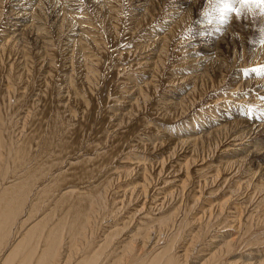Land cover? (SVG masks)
<instances>
[{
	"label": "bare ground",
	"instance_id": "bare-ground-1",
	"mask_svg": "<svg viewBox=\"0 0 264 264\" xmlns=\"http://www.w3.org/2000/svg\"><path fill=\"white\" fill-rule=\"evenodd\" d=\"M141 1L147 0H138ZM138 5L141 8L144 4ZM62 27L60 21L59 33ZM37 32L42 35L48 33L39 27ZM173 33L174 30L162 38L160 54L164 53ZM14 39L18 51L19 43H27V40L19 36ZM209 39L207 35L200 38L204 41ZM45 40L41 41L42 45L36 52L23 46L22 55L17 57L15 54L13 56L14 49L6 48L7 43L0 46V264H186L194 252L201 251V245L207 239L210 241L207 244L208 257L199 264H220L233 253L238 243L242 247L246 246V249L253 246L251 241H244L243 235L258 222L254 216L264 214V196L251 209L242 205H247L250 201L252 203L264 190V171L254 170L251 166H246L247 169L242 171L245 175L242 182L234 181L230 184L227 198L207 204L208 207L195 219L201 225H197L195 233H189V244L180 245L186 226L192 222L185 210L199 202L203 189L212 188L220 181L222 187L230 178L221 177L220 167L210 170L207 168L203 170L206 171L205 174L202 169L193 171L195 157L199 152L216 148L228 139L237 141L242 144L241 147L231 153L233 156L223 161V169L234 172L244 162L247 163L246 155H240L242 151H247L248 155L253 152L244 148L248 146L244 145V140L246 137L250 138L252 128L247 132L230 133V129L243 123L235 120L232 127V123L226 122L214 126L212 130V126L208 130H202L198 135L195 132L186 140H176L175 145L189 142L187 153L191 156L184 163H177L174 168L177 175L182 174L180 185L175 190L163 191L165 187L161 188L167 182H158L161 176L170 171L166 158L153 162L137 159L133 163L137 165L135 170L137 167L139 169L138 173L135 172V180L120 184L117 188L115 185L119 184L122 177L133 178V168L129 169L131 166H124L125 169L117 167L113 171L111 167L114 162H133H129L128 156L123 152L128 144L125 141L126 131L133 128L138 119L130 122L129 128L124 129L126 131L116 130L118 125L123 124V120L114 126V131L113 126L103 129V125L107 127L109 123L96 120L95 112L88 108L90 102L84 101L86 98L82 100L85 94H82L83 97L79 94L80 91L71 93L72 74L66 80L62 76V85H66L58 86L56 90H65V94L60 96L67 103L68 96L73 97L74 104L82 100V108L70 111L66 109L67 103L54 104L55 90L52 91L53 76L50 72V68L55 65L54 53L49 46L50 40ZM24 49H27L26 53ZM83 50L82 46L77 47L79 53ZM88 55L83 54L87 60L84 62L87 73L92 72L91 67L88 68L91 63ZM42 67L46 74L36 76ZM85 77L88 78V74ZM39 78L41 84L35 98H27ZM193 87L190 93L176 96L177 100H166L167 106L172 105L175 110L182 109V115H187L189 109L183 105L195 93L196 86ZM156 89L153 80H149L143 89L138 90L140 101L147 102ZM139 107L138 100H135L127 114L132 115L134 108H137V114ZM144 144L143 142V147ZM254 146L257 145L251 147ZM125 185L130 186L124 188ZM155 185H158L157 189ZM120 190L122 194L119 200L117 197L111 198ZM214 190L216 189L212 188L208 192ZM156 192L160 195L155 194ZM239 196L242 197L238 198ZM132 205H135L130 210L132 215L140 212L141 217H137L131 231H125L130 229L132 217L123 214L126 216L125 220L122 217L120 221L117 217ZM136 205L139 208L136 209ZM205 227L209 229L206 228V233L203 234ZM257 237L253 240L255 245L264 246V237L263 241ZM251 248L255 250L243 255L247 256L243 263L264 264V258L259 256L264 251L263 248ZM251 252L259 258L254 257V254L250 255ZM251 259L253 262L247 261Z\"/></svg>",
	"mask_w": 264,
	"mask_h": 264
},
{
	"label": "rangeland",
	"instance_id": "rangeland-1",
	"mask_svg": "<svg viewBox=\"0 0 264 264\" xmlns=\"http://www.w3.org/2000/svg\"><path fill=\"white\" fill-rule=\"evenodd\" d=\"M146 2H138V0H83V3L80 0H0V46L7 43L6 48L14 49L13 56L17 57L23 53V46L29 48L31 52H36L42 45V40H50L49 46L54 53L55 63L54 67L50 68L54 79V81L51 80L52 91L55 90L54 104L67 103L66 99L61 98L65 90L58 91L56 87L65 86L66 83L62 85L64 79L66 80L72 74L74 85L70 87L71 93L80 91V95L85 94V97L82 95L84 97L82 100L86 98L84 101L90 102L91 106L89 105L88 108L95 112L96 120L101 119L104 124L109 123L107 127L103 125V129L113 126L114 131V128L116 129L114 126L123 120V124L118 125L119 128L117 127L116 130L117 132L122 129L126 131L131 125L130 122L138 119L134 123L135 126L131 128L132 132L131 129L126 131L125 141L129 145H126L128 150L123 152L125 156H128L129 162H133H114L111 167L113 171L117 167L125 169L124 166H131L129 169L133 168L131 174L133 178L122 177L118 181L119 184L115 185L116 187L135 180L137 175L135 172L139 171L138 167L135 170L137 165H134L137 159L153 162L166 158V165L170 166V171L161 176L158 182L161 180L167 182L161 188L165 187L163 191L175 190L180 185L182 174L177 175L174 168L177 163H184L191 156L187 153V148L190 147L189 142L175 145L176 140H186L195 132H197L195 135H198L211 126L210 130L216 125L232 123L235 120L243 123L230 129V133L247 132L249 128H252L250 138L246 137L244 140V145L248 144L244 148L253 152L248 155L247 151H242L240 155H246L247 163L244 162L241 168L236 169L237 171L230 172L223 169V161L233 156L231 153L241 147L242 144L240 145L237 141L228 139L216 148L199 152V155L195 157L193 171L202 169L201 171L205 174L206 171L203 170L207 168L210 170V168L220 167L221 177L230 178L222 187L221 181L216 183L212 187L216 189L213 192H208L212 189L209 187L203 189L199 202L192 208L188 206L185 210L186 216L192 220L186 226L185 236L181 239L180 245L186 243V246L189 244V233H195L197 225H201V222H196L195 219L202 210L206 209L210 203L227 198L230 184L234 181L242 182L245 176L243 172L248 166L254 170L264 171V118H261L264 116V103L261 102V97H264V76L250 71L264 65V44H261L262 36H264L262 32L264 16L258 14V9L252 12L244 10L239 17L229 13L222 22L221 14L213 11L210 0H147ZM139 3L140 6L144 5L139 8L137 7ZM60 21L63 27L59 33ZM38 27L45 29L48 33L40 34L37 32ZM172 30L174 33L169 38L166 49L163 54H160L162 38L167 37ZM204 35L210 39L200 40ZM16 36L27 40V43H19V51L15 47ZM79 45L84 48L82 53L77 51ZM25 50L27 49H24L26 53ZM38 53L40 54V51ZM83 54H89L91 63L88 64V68L91 67L92 72L87 73L85 70L87 60ZM245 69L249 70L248 76L244 75ZM39 71L36 76L46 74L43 67ZM87 74L88 78L85 77ZM149 80H153L157 89L153 91L155 93L150 94L147 102L143 103L140 101L138 90L143 89ZM37 81L31 90L34 95L30 92L27 98H35L41 84L40 78ZM194 85L195 93L191 94L186 101L187 104L183 105L184 108L189 109L187 115H182L184 113L182 109L175 110L172 105L167 106L166 100L170 98L177 100L176 96L190 93ZM72 98L68 96L66 109L79 111L83 101H79L80 105L74 104ZM135 100H138L140 104L139 112L135 114L137 108H134V113L132 111V115H128L131 103ZM233 125L235 124L232 123L230 127ZM252 145L257 146L252 148ZM195 176L197 177L196 174ZM129 186L125 185L124 188ZM157 188L158 185H155V189ZM121 190L111 198L117 197L119 200ZM155 194L160 195L158 192ZM263 196L264 190L254 198L252 203L247 202V205L242 207L249 205L246 209L253 208ZM134 206L123 210L117 217L118 221L126 214L132 217L130 229L125 231H131L137 217L139 215L141 217L140 212L135 213V216L132 215L130 210ZM135 208H139V205ZM258 215L254 216L258 222H255L254 227L243 235V239L251 241L253 245L251 247L264 250V246L257 247L253 242L256 240L254 237L259 236L257 237L259 240L264 237V221H262L264 214ZM206 228L209 229L205 227L203 234L206 233ZM209 242L207 239L206 243L201 245V251L194 252L186 264H199L207 258ZM241 247L242 245L238 243L233 253L225 257L220 264H242L247 258L243 255L255 250L251 247L248 249L246 246ZM263 253L264 251L259 255L262 259ZM253 256L259 258L256 254ZM247 261L253 262V259Z\"/></svg>",
	"mask_w": 264,
	"mask_h": 264
},
{
	"label": "snow or ice",
	"instance_id": "snow-or-ice-1",
	"mask_svg": "<svg viewBox=\"0 0 264 264\" xmlns=\"http://www.w3.org/2000/svg\"><path fill=\"white\" fill-rule=\"evenodd\" d=\"M83 3V0H80ZM213 4V11H218L221 14V21L223 22L229 13H234L236 17H239L244 10L252 12L254 9H258V14L264 16V0H210ZM264 32V30H262ZM261 44H264V36H262ZM251 73L264 76V65L259 68H253ZM244 75H249V70H243ZM261 102L264 103V97H261ZM261 118H264L262 116Z\"/></svg>",
	"mask_w": 264,
	"mask_h": 264
}]
</instances>
